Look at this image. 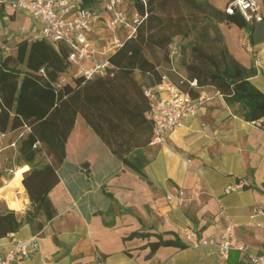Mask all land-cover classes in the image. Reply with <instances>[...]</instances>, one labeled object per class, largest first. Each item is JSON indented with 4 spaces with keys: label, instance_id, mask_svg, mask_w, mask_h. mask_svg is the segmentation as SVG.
I'll return each mask as SVG.
<instances>
[{
    "label": "crops",
    "instance_id": "obj_1",
    "mask_svg": "<svg viewBox=\"0 0 264 264\" xmlns=\"http://www.w3.org/2000/svg\"><path fill=\"white\" fill-rule=\"evenodd\" d=\"M19 14L29 20L27 35L15 40L12 49L6 46L4 54H15L16 44L28 36L34 40L40 29L39 22L15 12L14 19H2V39L22 34L20 29L1 30ZM232 27L218 24L227 50L244 67L255 69L250 82L264 93V70L255 67L252 57L258 55L264 67V31L255 32L251 44L247 32L235 27L239 39L231 47L223 28ZM108 36L96 22L89 38L99 47ZM70 70L75 74L76 64ZM96 78L82 88H75L74 79L66 83L75 89L67 101L75 120L65 142V158L55 167L59 182L48 193L55 217L45 221L39 216L0 238V253L17 240H30L34 247L17 264H249L247 256L258 254L264 244V129L235 113L236 107H229L217 91L204 87L199 95L210 100L168 133L163 144H152L153 126L140 94L150 84L149 76L135 70L133 84L121 76L113 81ZM124 158L143 162L146 179L127 169ZM50 162L44 151L32 165L17 161L12 177L2 179L0 190L7 188L13 174L17 187L11 189L15 195H9L10 205L3 196L0 213L10 210L23 216L31 210L22 179L32 167ZM19 167L23 168L14 172ZM237 183L242 188L225 193L227 186ZM15 200L21 204L18 209ZM228 221L244 252L232 251L222 258L213 248L197 246L202 239L218 237ZM37 223L42 224L39 230ZM159 235L163 240L177 238L186 248L162 246L150 252L148 243Z\"/></svg>",
    "mask_w": 264,
    "mask_h": 264
},
{
    "label": "trees",
    "instance_id": "obj_2",
    "mask_svg": "<svg viewBox=\"0 0 264 264\" xmlns=\"http://www.w3.org/2000/svg\"><path fill=\"white\" fill-rule=\"evenodd\" d=\"M127 2L145 18L137 26L135 36L123 40L122 46L109 56L107 73L95 81H113L121 76L133 84L132 73L137 70L149 76V87L165 74L192 98L198 97L201 88L214 89L229 107H236L235 113L244 120L251 122L262 119L264 129V93L250 82L256 71L244 67L228 52L218 28V24H224L243 29L248 34L249 43L254 44L252 35L264 31V0H261L263 20L252 25L245 23L238 13L227 14L206 0ZM93 3L94 0H82L83 7ZM169 4L177 12L175 16L156 13L158 8L164 9ZM183 8L190 11L188 16L180 14ZM14 13L9 4H1L0 25L4 16L13 19ZM189 36L191 40L179 50L180 56V52L183 54L185 51L189 56L188 61L182 58L183 55L178 62L185 72L182 77L174 68L170 45L175 37ZM68 54L69 48L64 43L44 38L31 42L20 40L16 44L15 54H4L0 48V134L20 128L28 129L19 142L17 161L32 165L41 151L51 158V162L42 167H32L22 179L31 210L23 216L10 210L0 213V238L18 232L23 225L32 224L39 216L49 221L57 213L48 193L59 182L55 167L65 158V142L74 124L75 110L69 109L67 101L74 97L75 89L68 84L56 88L54 84L70 67ZM74 80L75 88H82L91 81L80 77ZM192 80L197 82L198 89L190 87L189 81ZM140 94L143 96L142 90ZM146 104L147 111V100ZM123 163L139 178L146 179L143 162L124 158ZM41 228L42 224L37 223L35 229ZM162 246L186 248L177 238L163 240L160 235L156 242L148 243L150 252Z\"/></svg>",
    "mask_w": 264,
    "mask_h": 264
},
{
    "label": "built area",
    "instance_id": "obj_3",
    "mask_svg": "<svg viewBox=\"0 0 264 264\" xmlns=\"http://www.w3.org/2000/svg\"><path fill=\"white\" fill-rule=\"evenodd\" d=\"M3 3L40 23L34 39H49L68 46V62L77 66L74 77L83 80L104 76L110 67L109 56L123 44L116 31H124L125 39L132 38L145 18L127 0H94L88 7L82 6V0H0V5ZM224 11L227 14L238 13L249 25L263 20L258 0H229ZM96 22H100L109 33L107 40L99 47L94 46L89 38ZM1 49L7 51L5 47ZM176 54V49L172 47V60ZM252 57L255 67L264 70L261 58L255 54ZM189 85L198 89L195 80L189 81ZM142 92L148 101L146 114L153 126L152 144H163L168 133L181 126L185 118L194 116L210 100L209 96L203 94L190 97L165 74L152 86L143 88ZM251 124L262 128V119L251 121ZM240 188L242 185L237 183L227 186L224 191L230 193ZM197 246L213 248L222 258H227L232 251L244 252V246L235 236L229 221L218 237L202 239ZM32 247L34 245L30 240L15 241L4 253H0V264H17L29 256ZM247 259L249 264H264V244L258 254H249Z\"/></svg>",
    "mask_w": 264,
    "mask_h": 264
},
{
    "label": "rangeland",
    "instance_id": "obj_4",
    "mask_svg": "<svg viewBox=\"0 0 264 264\" xmlns=\"http://www.w3.org/2000/svg\"><path fill=\"white\" fill-rule=\"evenodd\" d=\"M211 1L216 7L223 9L224 8V3L225 0H209ZM156 13H158L159 15H168V14H172L173 16H175L177 14L174 6H172L171 4H169V6H166L164 9L158 8L156 10ZM190 13V11L186 10V8H183L180 10V14H184L186 16H188ZM10 19V18H9ZM14 19V16H13ZM29 20H27V18L25 17V15H18V19L15 21H6V24L3 23L1 26V30L2 32H5L4 29H6V31L8 30H12V31H17L18 29L21 30V35L19 34H15V37L12 39H2V33L0 34V45L1 46H8L10 47V49H12V47L15 45V40L20 39L21 37H25L27 34L24 33L26 31V29L28 28L29 25ZM221 27H224V24H219ZM4 28V29H3ZM223 33L226 37V40L228 42V44L232 47V45H236V43L238 42V35L235 32V27H232L231 29L228 28H223ZM116 36L120 39V40H124L126 38V33L124 31H116ZM7 36V34H6ZM191 36L187 37V38H174L172 44L170 45V48H175L177 51V54L174 56L173 58V64L174 67L177 68L178 72L184 74V70L178 65V62L180 60V58L184 55L185 60H189V56H188V51H185L183 54L182 52H180L181 56L179 55V50L180 47H182L183 45H186L189 40H191ZM14 39V40H13ZM27 39H32L33 40V36H28ZM177 47V48H176ZM179 48V49H178ZM178 49V50H177ZM9 52V51H8ZM12 51L10 50L9 53H11ZM183 71H182V70ZM74 71L70 70L65 72L64 74H61L57 80V84L62 86L64 84H66L69 81H72L74 79ZM28 129L27 128H20L14 131H8L4 134H0V186L4 185L2 182V179H9L12 177V170L15 166V164L17 163V148L19 145L20 140L27 134ZM23 167H19V168H15L14 172H18L20 169H22ZM17 183V179H15L14 174H13V178L12 180L9 182L7 188H4L3 190H0V202L3 199V196H6V199L10 205V201L13 199L11 196H14L15 193H13L11 191V189H14L17 187L16 185ZM17 197L18 194H16ZM18 203V206L15 207L14 209H18L21 207V204L19 201L15 200ZM15 212V211H14ZM16 213V212H15ZM17 214V213H16Z\"/></svg>",
    "mask_w": 264,
    "mask_h": 264
}]
</instances>
